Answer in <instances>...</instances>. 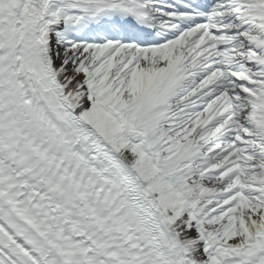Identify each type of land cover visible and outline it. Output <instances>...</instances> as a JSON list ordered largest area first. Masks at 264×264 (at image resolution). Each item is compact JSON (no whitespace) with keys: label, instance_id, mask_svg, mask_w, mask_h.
<instances>
[{"label":"snow or ice","instance_id":"obj_1","mask_svg":"<svg viewBox=\"0 0 264 264\" xmlns=\"http://www.w3.org/2000/svg\"><path fill=\"white\" fill-rule=\"evenodd\" d=\"M0 264H264V0H0Z\"/></svg>","mask_w":264,"mask_h":264}]
</instances>
